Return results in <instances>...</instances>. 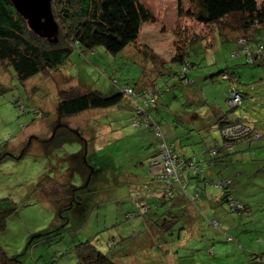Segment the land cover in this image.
I'll use <instances>...</instances> for the list:
<instances>
[{"label":"rangeland","instance_id":"rangeland-1","mask_svg":"<svg viewBox=\"0 0 264 264\" xmlns=\"http://www.w3.org/2000/svg\"><path fill=\"white\" fill-rule=\"evenodd\" d=\"M140 1L155 21L142 25L139 46L117 53L102 45L85 54L74 49L57 70L40 71L23 82L9 66L0 72V199L16 207L0 231V247L13 261L78 264L77 247L85 241L115 264H193L197 257L201 264H251L246 253L264 250V27L243 47L240 36L247 32L232 26L238 14L207 26L179 14L176 0ZM182 2V10H194L190 0ZM183 43H189L190 84L179 80V65L171 61ZM251 51L258 52L255 63L247 62ZM222 71L234 82L221 79ZM112 79L134 85L169 81V89L146 109L167 134L175 131L171 141L187 155L210 149L216 139L222 143L217 119L230 107L225 96L234 83L243 97L228 119L244 120L262 137L235 143L230 155L218 151L211 163H206L207 151L201 159L207 179L230 180L232 197L247 205L250 215L227 211L214 199L208 201L212 209L199 202L180 211L157 194L148 157L159 138L152 129L131 125L134 112L127 98L114 107L59 113V90L79 84L108 96L117 90ZM160 172L166 173L163 168L151 173ZM201 176L191 178L186 189ZM142 204L148 206L143 214ZM170 210L177 219L198 216V228L189 233L193 242L187 243V228L179 239L180 225L169 227ZM133 211L136 216H128ZM214 217L219 228L207 223Z\"/></svg>","mask_w":264,"mask_h":264},{"label":"trees","instance_id":"trees-1","mask_svg":"<svg viewBox=\"0 0 264 264\" xmlns=\"http://www.w3.org/2000/svg\"><path fill=\"white\" fill-rule=\"evenodd\" d=\"M190 1L193 4L192 9L194 10L187 9L184 11L182 10V0H176L177 12L195 18L196 21L204 23L207 26L214 23L219 24V21L225 16L238 14V20L232 26L238 29L240 27L244 32H247L245 36H240L243 40L241 42V44H244L243 47L247 46V42L254 38V34L264 27V5H259L257 0ZM51 10L57 24V32L53 37L46 38L36 34L28 27L25 18L16 10L12 0H0L1 73L9 66L12 68L18 80L23 82L35 76L40 71L57 70L60 64L67 60L69 54L74 49L85 54L86 51L93 49L94 46L102 45L107 51L117 53L130 45H138L137 40L140 37L142 25L155 21L153 12L140 0H51ZM196 38L192 41L194 42ZM187 44L189 43H183L171 60L178 63L179 67L176 75L184 84L193 82L190 78L191 76H189L192 63L188 62L185 57ZM141 47L139 50L144 55L148 47L145 45ZM251 52L253 54L250 55L247 62L255 63L259 57L258 52ZM164 64L166 63H161V65ZM160 72L158 71L156 74H160ZM219 74L223 80H232L228 72L222 71ZM112 81L116 85L117 90L108 96L102 95L94 89L86 90V88L79 84L59 90V113L61 115H70L88 108L114 107L120 104L124 97L127 98L129 100L128 104L134 112L131 125L136 129H152L159 138L157 148L148 157V171L152 177V181L159 185L157 194L161 193L167 196L168 199H171V204L173 206L176 205L177 210L180 211H184L187 208L192 209L191 203H194V206H198L199 202H203L205 207L212 209L208 205V201L214 199L224 206L227 211L239 215H250L248 206L232 197L231 189L229 188L231 184L230 180L214 181L211 178L207 179L205 176L207 169L203 166L205 161L201 159V154H205L207 151V155L210 158L206 163H211L218 151L225 150L230 155L232 153V146L235 143L250 139H260L262 137L254 126H250L244 120L238 117L228 119V113L234 111V108L241 102L240 99L238 104L229 107L227 103L229 98L235 92L240 95V98L243 97L234 83H229L226 91L225 102L229 108L224 115H221L217 119V127L222 136V143L216 139L210 149H201L200 153L193 152L192 155H187L186 153L178 152L175 143L171 141V138H167L165 141L170 145V150L174 156L175 164L178 166L177 169L180 175L178 177L172 176L166 178L163 175L153 177L150 171V159L159 151L162 140L154 126L156 125L166 134L167 132L162 128L159 121L151 117L146 108L156 103L157 96H163L164 91L169 89V81L160 84L155 81L140 80L137 85L128 82L121 83L116 79H112ZM128 87L131 88L132 94L134 95L124 92V89ZM148 88L150 89V96L153 97V102L145 106L143 111H140L139 104L142 102L143 96L138 97V95L146 93ZM143 120L148 121V126L133 125L136 121ZM232 124H239L242 127H246L249 131H245L239 136L230 139L224 137L222 135V129L226 125ZM200 175H202V180H194L195 184L192 182V189L188 191L186 187L189 185V181L192 180L191 178L199 179ZM48 180L53 179L50 178ZM199 181H203V184L200 185L201 182ZM148 192L150 194L151 190ZM179 198L182 203H179ZM147 209L148 206L142 204L138 208V211L143 214L145 211L147 212ZM15 211L16 207L9 199H0V231L4 230L8 217ZM136 213V211H133L128 216H136ZM178 217L177 214L170 210L169 221H171V224L169 227L180 225L178 231L179 239L183 237L182 229L187 228L185 233V238L189 240L187 243L193 242L194 240L189 236V233L191 229L198 228L200 223L197 219L198 216L186 214V217L183 219H177ZM194 222L196 224H193ZM207 223L214 228H219L221 225L220 221L215 217L208 219ZM226 241L232 242L233 237L227 235ZM238 247H242L240 241H238ZM214 249L215 247L212 248L210 246L209 252L212 253ZM193 256L196 255L193 254ZM245 257H247L248 263L256 264L257 260L255 259H259L264 264V250L259 253L247 252ZM0 259L3 264H23L17 260L13 261L11 258H8L1 251V247ZM193 262V264H201L202 259L201 257H197L196 260L193 258ZM77 263L115 264L89 241L79 243L77 247Z\"/></svg>","mask_w":264,"mask_h":264},{"label":"built area","instance_id":"built-area-1","mask_svg":"<svg viewBox=\"0 0 264 264\" xmlns=\"http://www.w3.org/2000/svg\"><path fill=\"white\" fill-rule=\"evenodd\" d=\"M124 92L126 94H132L133 93L131 88H129V87L125 88ZM132 95H134V94H132ZM139 96H143L142 102L139 104L140 111H143L145 106H147L151 102H153V97L150 96V89L149 88L147 89L146 93H144L142 95H138V97ZM240 99H241L240 95L237 92H235L233 94V96L229 98L227 103L230 107H233L240 102ZM133 125L134 126H140V125L148 126V121H146V120L136 121ZM154 127H155L157 134L161 136L162 140H161V145L159 147V151L150 159V171L151 172L153 170L160 171V169L163 168L166 171V173L162 174L160 172L159 175L157 174L158 177L163 175L166 178H169L170 176H172V174H174L176 171H178V169H177L178 166L175 164V159H174V156L170 150V145L167 144L165 141L168 138V135L164 131H161L156 125ZM245 131L248 132L249 130H247L246 127H242L239 124L226 125L222 129V135L224 137H227L230 139L232 137L239 136L240 134L244 133ZM171 169H174V171L171 172V174H168L169 173L168 171H170Z\"/></svg>","mask_w":264,"mask_h":264},{"label":"water","instance_id":"water-1","mask_svg":"<svg viewBox=\"0 0 264 264\" xmlns=\"http://www.w3.org/2000/svg\"><path fill=\"white\" fill-rule=\"evenodd\" d=\"M12 3L33 32L46 38L56 34L57 24L52 15L51 0H12Z\"/></svg>","mask_w":264,"mask_h":264},{"label":"crops","instance_id":"crops-1","mask_svg":"<svg viewBox=\"0 0 264 264\" xmlns=\"http://www.w3.org/2000/svg\"><path fill=\"white\" fill-rule=\"evenodd\" d=\"M160 72V71H159ZM162 72V71H161ZM226 113V112H225ZM225 113H223L222 115H224ZM175 131H168V139L172 138L174 136ZM157 148V144L155 145L154 149L152 151H154ZM152 153V152H151ZM179 203H182L180 198L178 199ZM192 220V219H191ZM193 224H196V222H194Z\"/></svg>","mask_w":264,"mask_h":264},{"label":"bare ground","instance_id":"bare-ground-1","mask_svg":"<svg viewBox=\"0 0 264 264\" xmlns=\"http://www.w3.org/2000/svg\"><path fill=\"white\" fill-rule=\"evenodd\" d=\"M162 139V138H161ZM160 145H161V143H160Z\"/></svg>","mask_w":264,"mask_h":264}]
</instances>
